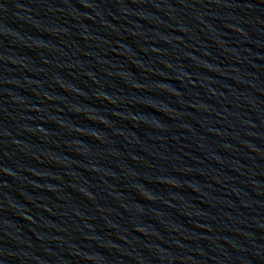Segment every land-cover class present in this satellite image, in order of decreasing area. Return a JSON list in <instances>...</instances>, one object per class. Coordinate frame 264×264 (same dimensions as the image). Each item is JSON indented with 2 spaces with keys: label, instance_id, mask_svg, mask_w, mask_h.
<instances>
[{
  "label": "water",
  "instance_id": "obj_1",
  "mask_svg": "<svg viewBox=\"0 0 264 264\" xmlns=\"http://www.w3.org/2000/svg\"><path fill=\"white\" fill-rule=\"evenodd\" d=\"M0 264H264V0H0Z\"/></svg>",
  "mask_w": 264,
  "mask_h": 264
}]
</instances>
